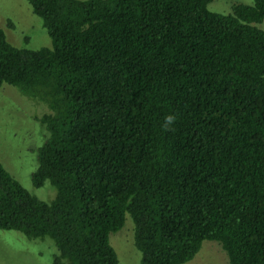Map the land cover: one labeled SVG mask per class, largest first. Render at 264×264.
Masks as SVG:
<instances>
[{
	"label": "trees",
	"instance_id": "1",
	"mask_svg": "<svg viewBox=\"0 0 264 264\" xmlns=\"http://www.w3.org/2000/svg\"><path fill=\"white\" fill-rule=\"evenodd\" d=\"M27 1L52 48L0 29V88L49 108L31 183L56 196L0 161V231L50 239L52 264H119L129 215L141 264H185L204 241L264 264V0Z\"/></svg>",
	"mask_w": 264,
	"mask_h": 264
},
{
	"label": "rangeland",
	"instance_id": "2",
	"mask_svg": "<svg viewBox=\"0 0 264 264\" xmlns=\"http://www.w3.org/2000/svg\"><path fill=\"white\" fill-rule=\"evenodd\" d=\"M236 3L252 5L254 0H212L208 8L221 14L232 13ZM13 26H9V23ZM264 30V21L257 24ZM0 29L7 40L23 49L52 48V41L42 20L32 12L27 0H0ZM50 113L44 103L23 96L10 86L0 88V161L4 167L33 195L50 203L56 189L50 182L34 188L31 175L37 168L36 150L48 132L36 117ZM119 264H141L142 253L134 243V223L129 215L121 230L110 233ZM57 253L52 241L29 240L16 231H0V264H52ZM185 264H229L226 252L214 241H204L195 258Z\"/></svg>",
	"mask_w": 264,
	"mask_h": 264
},
{
	"label": "clouds",
	"instance_id": "3",
	"mask_svg": "<svg viewBox=\"0 0 264 264\" xmlns=\"http://www.w3.org/2000/svg\"><path fill=\"white\" fill-rule=\"evenodd\" d=\"M169 122H171V118H169Z\"/></svg>",
	"mask_w": 264,
	"mask_h": 264
}]
</instances>
